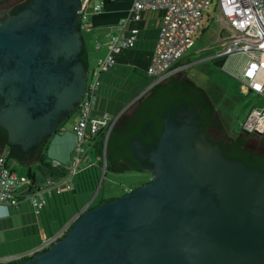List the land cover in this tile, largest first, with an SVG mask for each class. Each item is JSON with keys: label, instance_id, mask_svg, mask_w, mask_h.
<instances>
[{"label": "water", "instance_id": "1", "mask_svg": "<svg viewBox=\"0 0 264 264\" xmlns=\"http://www.w3.org/2000/svg\"><path fill=\"white\" fill-rule=\"evenodd\" d=\"M81 6L33 0L0 20V125L29 158L84 96L86 43L73 16ZM171 107L151 179L88 203L65 234L15 264H264V170L225 157L206 137H220L213 127L202 130L190 112L178 124Z\"/></svg>", "mask_w": 264, "mask_h": 264}, {"label": "built area", "instance_id": "2", "mask_svg": "<svg viewBox=\"0 0 264 264\" xmlns=\"http://www.w3.org/2000/svg\"><path fill=\"white\" fill-rule=\"evenodd\" d=\"M212 1L132 0L128 15L120 22L118 33L110 36L107 54L100 60L99 69L93 70L91 79L87 81L84 96L78 104V119L72 126L76 142L69 172L59 179L46 176L42 183L31 185L29 176L10 166L8 158L0 151V204L18 206L23 201H28L34 212L39 213L54 192L73 188V177L81 162L88 157L95 137L105 131L106 143L109 132L116 122L120 121L128 107L155 84L185 68L179 61L185 51L194 44V33L201 24L204 9ZM90 2L91 0H81L82 6L78 14L83 27ZM93 7L98 11L101 5L95 4ZM216 8L219 20L226 21L223 27L228 33L224 50L213 58H223V69L241 80L244 91L256 93L264 98V0H217ZM159 10L161 18L158 35L146 72L147 87L115 112L96 111L101 72L113 66L116 54L122 49L135 45L140 33V27L136 23L147 17L150 12ZM243 128L251 132H264V105L251 108ZM83 209L85 207L59 231L46 236L43 242L32 249L19 254L0 256V263L21 259L49 247L67 232Z\"/></svg>", "mask_w": 264, "mask_h": 264}, {"label": "trees", "instance_id": "3", "mask_svg": "<svg viewBox=\"0 0 264 264\" xmlns=\"http://www.w3.org/2000/svg\"><path fill=\"white\" fill-rule=\"evenodd\" d=\"M5 1L8 0H0V4ZM155 13L156 15L149 18L147 16L136 23L139 25L140 31L145 29H149L151 31L157 28L159 29L161 11H155ZM136 43L134 46L124 48L117 53L115 56V63L112 67L105 71L112 70L118 64L127 63L131 64L134 67L133 70H135L139 75L147 77V66L150 62L153 48H140L137 47ZM82 56L86 59V50H84ZM184 63L185 61L182 57L179 64ZM186 86H188L191 91H188ZM98 95L99 94L97 92V96ZM137 101L138 104L135 106L131 115L123 117V114L121 122H118V124L111 129L106 143L105 131L95 137L90 149L93 153L97 154L99 158L97 160H93L90 155H88V157L83 160L84 163L79 166V169L73 177V188L62 192H54L50 197H48L47 204L43 210L46 209L48 204H50L53 200L55 202V219L57 218L58 221L56 226L53 229H50L46 236H50L62 228L61 213H65V210H68V207L73 208V205L77 206L82 198V195H85L86 193L91 194L96 190L102 171L103 153L106 155V168L120 170L125 168L126 164L136 166L135 160L133 159L134 149L131 144V140L135 135H139L148 145H156L164 128V116L166 110L170 105H172L174 109L179 103H184L189 108L197 111L198 119L202 121L204 129L213 127L217 124V122H219V117L217 116L215 118L213 116V112L216 111V107L209 97L207 90L198 85L195 81H188L182 76L173 75L155 84L150 88V91L147 92V94L140 97ZM200 105H203L204 110L200 109ZM76 110L78 111V107ZM95 110L98 112L107 111L97 109L96 105ZM0 130L5 135L0 137L1 146L4 147L2 151L8 159L15 158L21 162H29L36 159L42 166L48 169L49 174L47 176H51L55 179L62 178L69 172L70 167L64 163L58 161L53 164L50 161L47 151L50 138L41 141L37 146L35 153L31 158H29L23 149L16 145H8L6 138L7 131L1 127ZM250 133L252 132L245 131L244 135L228 134L223 136L222 140H220L222 151L227 158H240L248 166L258 167L264 170V150L259 151L254 148H250L247 145ZM26 175L29 176L31 185H33L36 178L35 171L29 168ZM104 200H107V198L96 194L90 206L98 205ZM20 204L18 206H8L19 207ZM31 211L33 214L36 213L34 212L32 206ZM35 228L34 219L32 215H30L29 220H27L21 227V230L24 231L22 236L31 235V233L34 234ZM49 228H51V226ZM27 257L28 256L12 260L8 263L15 264Z\"/></svg>", "mask_w": 264, "mask_h": 264}, {"label": "rangeland", "instance_id": "4", "mask_svg": "<svg viewBox=\"0 0 264 264\" xmlns=\"http://www.w3.org/2000/svg\"><path fill=\"white\" fill-rule=\"evenodd\" d=\"M216 3L217 0H213L210 5L204 9V13L201 18V24L194 33L195 42L189 49L185 51L183 55L185 68L182 71L185 74H188V76L192 78L198 85L207 90L209 97L216 107V116L219 117V124L217 126L218 129H215L214 127L213 128L220 136L222 132H226L228 134H237L238 131L244 130L245 133L246 130L242 127L247 121L251 108L253 106L262 107L264 105V98L259 97L256 93L244 91L241 80L225 71L222 65L217 64L215 59H213L214 55L224 50L225 38L228 33L226 28L223 27V23L226 21L224 19L221 21L219 20ZM9 4L11 5V2L1 6L0 9L7 10V8L10 6ZM94 30L95 29L86 27L81 29L86 40V49L88 51L89 80L92 77L93 70L99 69L98 64L100 60L106 56L107 43L111 36H106L104 33H98V31L94 32ZM117 33L118 32H115L114 34ZM120 82H122V85H125L126 83L129 84L128 79L121 80ZM143 82L139 85L141 87H137V91L127 102H125L123 106H125L129 101H131L136 95L141 93V91L147 87V81ZM149 91L150 89H148L142 95V97ZM137 104L138 101L128 107L123 117H125L132 109H134ZM77 119L78 111L73 110L60 123L59 127L63 130L72 131V126ZM53 136L54 135H52L51 138H53ZM247 145L250 148L263 151L264 132L258 134L254 133L252 136H250L248 138ZM0 148H2L1 143ZM89 155L93 160H97L99 158L97 154L91 151V149ZM8 160L10 166L14 167L20 173L26 174L29 168L35 171L37 183H42L44 178L49 174L48 169L42 166L36 159L29 162H21L15 158H9ZM102 160H104V153ZM54 162L56 161L53 160L52 163L54 164ZM67 163L69 164V167H71L72 160ZM83 163L84 161L81 162V164ZM101 170L102 171L96 190L99 186L100 187L96 194L107 199L122 195L138 184L147 181L151 175L149 172L135 168H129V170L126 171H119L114 168L105 167L103 173L102 165ZM96 190L91 194L86 193L85 195H82V198L77 206L73 205V208L68 207V210H65V213H61V224L63 226H65L72 219V217L75 216L88 203L89 206L91 205V202L93 201L92 196ZM32 217L34 219V225L36 226L34 234L31 233V235L19 236V232H13L15 229L19 231L20 227H16L10 230L9 235L4 238L2 237V242L0 236V243L2 246H4H0L2 248H0V250L1 252L5 253L2 256L14 255L28 251L33 248L26 249L28 248L27 246L31 244V242H43V240L46 238V234L50 229H53L56 226L58 221L57 218L55 219V202L52 200L46 209H42V211L39 213L32 214ZM29 218L30 215H27V217H25V219L23 218L22 221L25 222L29 220ZM19 225H22V223ZM50 226L51 228H49ZM1 232H3V230ZM3 236H5L4 233ZM14 251L19 252L11 253Z\"/></svg>", "mask_w": 264, "mask_h": 264}, {"label": "crops", "instance_id": "5", "mask_svg": "<svg viewBox=\"0 0 264 264\" xmlns=\"http://www.w3.org/2000/svg\"><path fill=\"white\" fill-rule=\"evenodd\" d=\"M132 0H91L87 7V19H85L84 27L95 29L94 32L104 33L106 36H110L115 32H118L119 24L124 17L128 15L129 8L131 6ZM95 4H100L101 8L96 11L94 9ZM156 15L155 12H150L147 16L148 18ZM83 23L80 28H84ZM158 35V28L155 30H141L138 36V41L136 43L137 47L140 48H154L155 40ZM86 43V40H85ZM85 50L87 54L88 61V51ZM153 50V49H152ZM217 60V59H215ZM131 64L122 63L116 65L110 71H103L100 75L101 84L98 89V98L96 103V108L99 110H107L110 112H115L120 109L121 106L127 102L131 96L137 91L138 84L140 85L143 81H147L148 77L139 75ZM87 75L88 72H87ZM88 78V76H87ZM128 79L129 84L122 85L121 80ZM120 82V83H117ZM144 83V82H143ZM117 88H116V87ZM76 122V121H75ZM72 130V129H71ZM76 142L75 133L69 130H63L59 127L58 132L50 138L47 151L50 157V161H60L65 165L69 166V162L72 158L73 148ZM4 147L0 148L2 151ZM55 163V162H54ZM34 184H39L34 180ZM50 211V210H49ZM48 211V212H49ZM31 206L28 201H23L19 207H12L5 204H0V236L1 242L2 237H6L10 234L12 228L20 227L19 231L15 229L13 232H19V236L22 235L24 231L21 230L23 224V218L27 215H32ZM22 225H19L21 224ZM3 230V232H1ZM3 233L5 236H3ZM8 238V237H7ZM10 239V238H8ZM38 242H31L26 249H30L36 245ZM0 246L1 243H0ZM4 247V246H2ZM1 248V247H0ZM2 249V248H1ZM25 249V250H26ZM24 251V250H19ZM19 251H14L11 253H17ZM4 252L0 250V256L4 255Z\"/></svg>", "mask_w": 264, "mask_h": 264}, {"label": "flooded vegetation", "instance_id": "6", "mask_svg": "<svg viewBox=\"0 0 264 264\" xmlns=\"http://www.w3.org/2000/svg\"><path fill=\"white\" fill-rule=\"evenodd\" d=\"M36 0H34V2H35ZM9 2H11V5L9 6V8H7V10L6 9H4V10H2V9H0V20L2 19V20H4V19H6L7 17H20V16H22L23 15V13H24V10L30 5V4H32V2H33V0H8V1H5V2H3L2 4H0V7L1 6H4L5 4H7V3H9ZM73 16L75 17L74 19H76L77 20V23H76V28L78 27V28H80V16L79 15H75V14H73ZM82 54H83V52H82ZM82 54H81V58L83 59V61H84V63H86V66H87V72H88V65H87V60L86 59H84L83 58V56H82ZM214 59V58H213ZM221 59V58H220ZM217 60H219V59H217ZM178 74V76H182L183 78H185V79H187L188 81H194L192 78H190L189 76H188V74H185L182 70L179 72V73H177ZM88 76V75H87ZM87 81H88V78H87ZM186 89L188 90V91H191V89L188 87V86H186ZM9 91H11V90H8V92ZM79 104V103H78ZM77 107H78V105L73 109V110H76L77 109ZM135 109V108H134ZM200 109L201 110H204V107H203V105H200ZM72 110V111H73ZM134 111V110H133ZM187 112H190V113H192L193 114V123L194 124H197L202 130H206V129H204L203 128V126H202V121H200L199 119H198V116H197V111H195V110H193V109H191V108H189L186 104H184V103H179L178 104V106L177 107H175L174 109H173V107H171L170 108V114H171V117L175 120V122L176 123H178V124H180L181 123V118H184L185 117V115L187 114ZM216 111H214L213 112V116L216 118L217 116H216V113H215ZM120 121H121V119H120ZM218 124H219V122H217V124L215 125V126H213L215 129H218ZM0 127L1 128H3V129H5L4 127H2L1 125H0ZM243 128V127H242ZM241 128V129H242ZM57 129H59V127L57 128ZM244 129V128H243ZM5 131H7L6 129H5ZM247 131V130H246ZM254 133H257L258 134V132H252V133H250L249 135L250 136H252ZM237 134H240V135H244V130L243 131H238L237 132ZM53 135H55V134H53ZM226 135H228V133H226V132H222L221 133V136L218 138V139H210V137H209V134L208 133H206V137H207V139L208 140H210L211 142H213L214 144H217V145H219V147H220V149H221V151H222V148H221V144H220V140H222V138H223V136H226ZM3 137V136H5L4 135V133H2L1 132V130H0V137ZM6 138L8 139L9 138V133L7 132L6 133ZM51 138V137H50ZM1 139V138H0ZM131 144H132V147H133V149H134V154H133V159L135 160V164H136V166H132V165H129V164H126V166H125V168H135V169H144V171H146V172H149L148 170H147V168L148 167H150V166H153V167H155V164H154V162L151 160V150H152V148L154 147V145H148V144H146L145 142H144V140L139 136V135H135L133 138H132V140H131ZM25 151V153L27 154V155H29V152L31 151V150H24ZM31 153V152H30ZM222 153H223V151H222ZM224 154V153H223ZM125 168H123V169H125ZM150 173V172H149ZM151 174V173H150ZM151 177H152V175H150V178L149 179H151ZM148 179V180H149Z\"/></svg>", "mask_w": 264, "mask_h": 264}]
</instances>
